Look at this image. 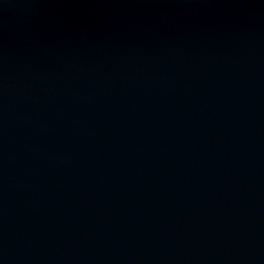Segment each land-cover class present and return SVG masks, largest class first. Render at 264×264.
Returning <instances> with one entry per match:
<instances>
[{
	"label": "water",
	"instance_id": "obj_1",
	"mask_svg": "<svg viewBox=\"0 0 264 264\" xmlns=\"http://www.w3.org/2000/svg\"><path fill=\"white\" fill-rule=\"evenodd\" d=\"M0 264H264V0H0Z\"/></svg>",
	"mask_w": 264,
	"mask_h": 264
}]
</instances>
